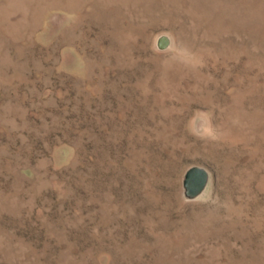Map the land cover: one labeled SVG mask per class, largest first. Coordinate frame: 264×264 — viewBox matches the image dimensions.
<instances>
[{
  "label": "rangeland",
  "instance_id": "obj_1",
  "mask_svg": "<svg viewBox=\"0 0 264 264\" xmlns=\"http://www.w3.org/2000/svg\"><path fill=\"white\" fill-rule=\"evenodd\" d=\"M0 264H264V0H0Z\"/></svg>",
  "mask_w": 264,
  "mask_h": 264
},
{
  "label": "water",
  "instance_id": "obj_2",
  "mask_svg": "<svg viewBox=\"0 0 264 264\" xmlns=\"http://www.w3.org/2000/svg\"><path fill=\"white\" fill-rule=\"evenodd\" d=\"M172 46V39L169 35L158 37L156 47L160 51H166ZM210 183L209 171L200 166L190 167L183 178V196L187 201L198 199L207 189Z\"/></svg>",
  "mask_w": 264,
  "mask_h": 264
}]
</instances>
